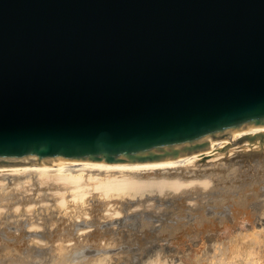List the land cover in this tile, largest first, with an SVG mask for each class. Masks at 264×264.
Returning <instances> with one entry per match:
<instances>
[{"label": "water", "instance_id": "1", "mask_svg": "<svg viewBox=\"0 0 264 264\" xmlns=\"http://www.w3.org/2000/svg\"><path fill=\"white\" fill-rule=\"evenodd\" d=\"M264 137V0H0V168Z\"/></svg>", "mask_w": 264, "mask_h": 264}, {"label": "bare ground", "instance_id": "2", "mask_svg": "<svg viewBox=\"0 0 264 264\" xmlns=\"http://www.w3.org/2000/svg\"><path fill=\"white\" fill-rule=\"evenodd\" d=\"M262 157L264 137L173 159L0 168V264H121L124 244L143 248L154 239L156 249L188 252L186 264H264V190L254 186L234 200L213 183L219 160L259 163ZM163 198L169 199L166 224L152 230L150 213ZM134 213L141 226L125 230L121 217ZM173 213L176 223L169 222Z\"/></svg>", "mask_w": 264, "mask_h": 264}, {"label": "rangeland", "instance_id": "3", "mask_svg": "<svg viewBox=\"0 0 264 264\" xmlns=\"http://www.w3.org/2000/svg\"><path fill=\"white\" fill-rule=\"evenodd\" d=\"M262 158H263L262 160H259L260 161L259 163L258 162H250V163L240 162L241 164L240 163L239 164L241 166L238 164V162H236L235 164H228V163H225L224 162L225 160H223V159L219 160L218 161L219 163L217 162V165L221 167V170L217 171V173L214 175L215 178L213 180V183H215V185H217V187L220 186L218 188L223 193L224 192L232 193L234 200H238L244 194H251L253 191L252 188L254 186H257L258 189L261 188V189H259V191L260 190L263 191L264 187H262V186L264 184V157H262ZM224 188H225V190H224ZM216 194H218V193H216ZM232 195L230 197L231 199H232ZM210 196H209V201H212V200H210V198H211ZM218 198L222 199V196H218ZM262 198H263V196L260 195L257 197L256 201L261 200ZM157 201L160 205L157 204ZM157 201H156V204L159 205L158 207L159 208H160V206H162V207H161V209H159V208L156 209L157 208L156 207L155 212L150 213V217H152V221H153L150 223V228L152 230L160 229L163 224H166L164 222V219H163L165 217V215H164L165 212L163 210H164L166 204L169 203V199L163 198V200L157 199ZM202 202L203 203L208 202V198L206 197L204 200H202ZM162 203H164V204H162ZM187 205L189 206L188 202H187ZM212 207L213 206L210 207V205H207L206 209L208 211H211ZM225 208H227V207H225ZM185 213L187 215V218L185 217V220H188L189 217H191L190 215H188V214H190L188 208L186 209ZM174 217L175 218H170V219H172L171 221H169L170 223H176L177 222V219H178L177 215L175 216V214H174ZM137 219H138V215L135 213L134 214H126L125 216L121 217V222H122L121 224H123V227L125 230L126 229L128 230V228H132L133 231H136L137 228L141 226V225H139L140 219H138V220ZM157 221L159 223H157ZM107 223H110V221ZM154 224H156V225H154ZM150 241H152L151 246L149 244L143 248H139L137 245L134 248V245L133 246H129V245L127 246L126 244H124L121 247V252H120V262H122L121 264H125V263L126 264H128V263L129 264H150L151 261H153V259H159V260L166 262L168 264H186L184 261H186L187 259L190 258V254L188 252H185V253H184V251L183 252L182 251L176 252L175 249H169V248H166V249L163 248L164 249L163 250L162 248H159V247H157V249H156V245L159 244L160 241L157 239L150 240ZM163 242L165 243L166 241H163ZM165 244H167V243H165ZM152 245H155V247H152ZM167 245H170V244H167ZM125 246H127V247H125ZM149 247H150V249H149ZM153 248H155V249H153ZM122 249H124V251H122ZM128 249L131 251H129ZM162 251H165V253ZM179 252H182V254H184V256ZM170 253H171V255H170ZM179 254H181L180 257H179ZM160 255H161V258H160ZM175 255H177V256H175ZM116 257H118V254L116 255ZM125 258H127V259H125ZM200 264H205V263H200Z\"/></svg>", "mask_w": 264, "mask_h": 264}]
</instances>
